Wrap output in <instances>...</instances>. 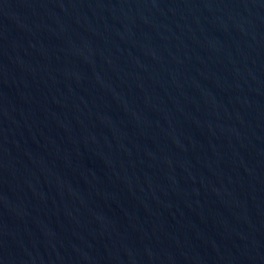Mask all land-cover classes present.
Wrapping results in <instances>:
<instances>
[{"label": "water", "instance_id": "water-1", "mask_svg": "<svg viewBox=\"0 0 264 264\" xmlns=\"http://www.w3.org/2000/svg\"><path fill=\"white\" fill-rule=\"evenodd\" d=\"M0 264H264V0H0Z\"/></svg>", "mask_w": 264, "mask_h": 264}]
</instances>
